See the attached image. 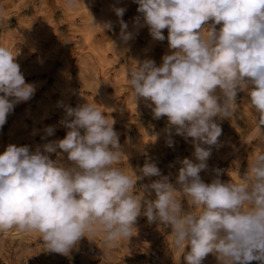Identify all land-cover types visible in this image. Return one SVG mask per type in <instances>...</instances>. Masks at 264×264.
<instances>
[{
    "label": "clouds",
    "instance_id": "obj_1",
    "mask_svg": "<svg viewBox=\"0 0 264 264\" xmlns=\"http://www.w3.org/2000/svg\"><path fill=\"white\" fill-rule=\"evenodd\" d=\"M134 2L154 40L164 41L162 30H168L172 51L162 63L133 60L126 72L135 100L150 101L154 118L167 117L168 145L173 130L186 141L192 138L194 159L179 162L178 187L149 160L131 168V174L116 166L126 154L114 120L99 105L65 106L60 121L68 129L65 138L35 151L8 145L0 154V233H38L47 251L64 255L82 237L93 241L99 235L110 257L120 242H129L143 215L171 229L172 244L181 254L190 247L186 264H201L209 253L219 264H264V138L242 176L237 168L239 183L218 177L205 183L200 176L222 133L217 119L233 117L238 92H247L258 127L264 125V0ZM79 3L64 0V7L74 10ZM114 11L122 18L125 9ZM90 26L112 29L111 22L93 19ZM120 28V39L127 43L133 33L122 19ZM17 55L0 45V127L36 90L25 82ZM54 131L47 126L42 139ZM58 149L70 164L50 158ZM145 177L159 179L137 192V182ZM148 189L155 199L145 196Z\"/></svg>",
    "mask_w": 264,
    "mask_h": 264
},
{
    "label": "rangeland",
    "instance_id": "obj_2",
    "mask_svg": "<svg viewBox=\"0 0 264 264\" xmlns=\"http://www.w3.org/2000/svg\"><path fill=\"white\" fill-rule=\"evenodd\" d=\"M121 7L125 12L118 18L114 9ZM137 8L134 0H80L74 10L65 8L64 0H0V45L14 55L18 53L15 62L25 82L36 89L30 100L15 105L0 127V154L8 145H27L35 151L38 146L42 149L45 143L65 138L68 129L60 123L65 118V106L75 108L94 102L114 120L126 154L116 166L131 174V168L137 170L149 160L176 185L179 162L194 159V146L192 138L186 141L174 130L173 144L169 146L167 117L154 118L150 101L134 98L127 80V65L134 64L133 60L152 59L159 66L162 57L172 51L168 30H162L164 41L154 40ZM137 18L139 22L134 23ZM92 19L97 24L111 22L112 29L93 28ZM120 19L127 23V31L133 33L127 43L120 39ZM216 27L219 29L220 25ZM249 101L246 91L238 92V108L233 117L217 119L222 133L217 145L212 146L207 169L200 173L205 183L217 177L223 182L239 183V174L246 172L248 159L260 149L264 125L258 127V114L256 119ZM47 126H54V134L42 139ZM50 158L70 164L67 154L59 149ZM156 179L159 177L138 181L136 191ZM145 196L155 199L151 189ZM182 203L189 210L187 202ZM134 227L129 242H120L119 247L111 250L110 257L105 255L107 250L99 235L93 241L82 237L64 255L47 251L38 233H0V264H186L184 256L190 247H186L184 254L177 251L169 227L149 223L143 215ZM201 264L219 261L209 253Z\"/></svg>",
    "mask_w": 264,
    "mask_h": 264
},
{
    "label": "crops",
    "instance_id": "obj_3",
    "mask_svg": "<svg viewBox=\"0 0 264 264\" xmlns=\"http://www.w3.org/2000/svg\"><path fill=\"white\" fill-rule=\"evenodd\" d=\"M112 71V70H111Z\"/></svg>",
    "mask_w": 264,
    "mask_h": 264
}]
</instances>
